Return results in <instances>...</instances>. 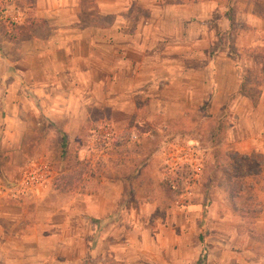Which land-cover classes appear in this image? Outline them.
<instances>
[{"label":"crops","instance_id":"crops-1","mask_svg":"<svg viewBox=\"0 0 264 264\" xmlns=\"http://www.w3.org/2000/svg\"><path fill=\"white\" fill-rule=\"evenodd\" d=\"M3 1L4 122H14L19 89L50 105L49 118L79 120L91 118L96 89L159 87L164 81L214 89L203 99L212 103L236 97L233 150L264 156V0ZM2 127L0 154L11 152L2 151L5 146L19 149L7 138L20 130ZM1 181L0 264H197L204 247L205 264H264V208L253 229L241 235L236 209L217 189L209 205L187 204L167 213L184 222L156 224L151 233L148 223L108 222L124 212L109 206L108 194L74 196L75 190L45 187L20 198ZM196 216L204 241L189 243L185 228L195 227Z\"/></svg>","mask_w":264,"mask_h":264},{"label":"rangeland","instance_id":"rangeland-1","mask_svg":"<svg viewBox=\"0 0 264 264\" xmlns=\"http://www.w3.org/2000/svg\"><path fill=\"white\" fill-rule=\"evenodd\" d=\"M158 85L139 87L134 83L107 92L96 89L99 99L88 108L91 118L79 120L49 118L50 105L30 90L19 89L13 103L14 122H4V105H0V126L20 130L7 138L19 149L5 146L2 151L11 152L0 154L1 183L24 198L22 192L28 186L23 181L33 172L40 179L28 190L31 195L45 187L57 192L55 180L78 163L83 176L72 195L108 194L109 206L124 210L115 212L108 222L122 221L128 227L137 221L148 223L151 233L158 230L156 224L184 222L183 216L168 217L167 213L187 204L209 205L216 189L225 195L240 190L244 207L251 196L252 205L259 201L264 208L260 201H264V156L251 154L247 160L233 150L230 130L236 126V97L212 103V98L203 99L212 97L214 89H190L164 81ZM222 128L227 133L223 140L212 136ZM80 149L87 151L80 154ZM236 204L241 209L240 200ZM140 207L145 209L144 216ZM239 215L237 211L236 224L243 235L255 222L243 217L238 222ZM194 219L195 227L185 228V240L203 242L201 218Z\"/></svg>","mask_w":264,"mask_h":264},{"label":"trees","instance_id":"trees-1","mask_svg":"<svg viewBox=\"0 0 264 264\" xmlns=\"http://www.w3.org/2000/svg\"><path fill=\"white\" fill-rule=\"evenodd\" d=\"M252 104L255 105L256 104V99L252 100ZM219 128V127H218ZM227 133H225L223 131V128L221 130V132H219L218 130L216 131V133L214 132L212 134V136H216L219 138V140H223L225 138V135ZM63 149L65 150V143L63 141L62 144ZM245 159L248 160V158L246 157ZM77 167L74 168V170H71L68 173H64L62 174L59 178H57L55 180V190L59 191V192H69V191H74L77 189L78 183L80 181V179L83 176L82 173V169L78 168L79 164L77 163L76 165ZM244 184V183H243ZM250 188V187H249ZM248 196V195H247ZM228 197H229V202L231 204V206L236 209V212L238 211L240 216L243 218H250L251 220H254L258 214L260 213V211L263 209V205H261V203H259V201H255L254 205H252V197L248 196V200L249 204H245V207L243 204H241V200L243 198V195H241L240 190L237 193H228ZM236 200H240V204L242 205L241 209H237V204H236ZM255 206V209L253 208ZM252 233V232H250ZM249 233L250 236H253L254 234L252 233V235ZM206 254L207 251L205 249L202 250V253L200 255V258L197 261V264H205V260H206Z\"/></svg>","mask_w":264,"mask_h":264},{"label":"built area","instance_id":"built-area-1","mask_svg":"<svg viewBox=\"0 0 264 264\" xmlns=\"http://www.w3.org/2000/svg\"><path fill=\"white\" fill-rule=\"evenodd\" d=\"M39 176H37L35 173H30V175L27 177V180H24L23 181V184H25L26 186L28 187H25V189H27V191H24L22 193H26L28 192L29 189H31V187L34 185V184H39Z\"/></svg>","mask_w":264,"mask_h":264}]
</instances>
